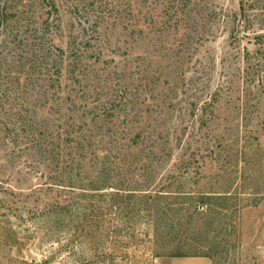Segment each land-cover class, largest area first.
Listing matches in <instances>:
<instances>
[{"label": "rangeland", "instance_id": "374dc122", "mask_svg": "<svg viewBox=\"0 0 264 264\" xmlns=\"http://www.w3.org/2000/svg\"><path fill=\"white\" fill-rule=\"evenodd\" d=\"M55 2L37 21L87 58L36 112L23 82L0 80V264H264V17L239 21V0ZM31 123L61 155L25 144ZM98 168L131 205L89 190ZM147 195L181 220L163 241ZM205 195L227 198L186 218Z\"/></svg>", "mask_w": 264, "mask_h": 264}, {"label": "trees", "instance_id": "16d2710c", "mask_svg": "<svg viewBox=\"0 0 264 264\" xmlns=\"http://www.w3.org/2000/svg\"><path fill=\"white\" fill-rule=\"evenodd\" d=\"M262 1L264 2V0H239V21L252 24L258 16L264 17V9H262L264 5L260 7ZM44 5L48 8L52 7L55 12H58L55 0H48V3H45V0H0V36L2 37L0 42V46L2 47L0 48V80L6 77V80L15 78L18 83L23 82V85H25L24 92L35 96L37 99V102L34 104H31L29 100L26 101L28 106H36L35 112L38 107H42L48 102L50 104L54 94H59L65 68L74 77L80 74L81 68L85 65L83 62L87 58L88 52L86 41L82 38L73 37L69 39L67 48H63L55 43L56 33L53 31L49 20L37 21L38 7H43ZM255 39L259 43L262 41V37L258 34ZM247 54L248 52L246 56ZM66 66H69V68ZM18 116V120L24 123L27 116L23 110L19 109ZM31 124L36 125L34 123ZM39 127V125H36L33 128V132H31V136L33 137L32 142L25 144L34 148L38 147L40 151L51 154V152L56 151V148L53 147L56 144L52 136L53 134L47 132L48 129H46L43 133V138L40 139L41 136L37 133ZM21 143H23V140L17 141L14 144L18 146ZM57 149L56 153L61 155V150ZM82 150H84L82 154H84L85 158V153H88V145H83ZM103 173H105V168H100V171L99 168L96 170V177H93L94 179L90 181L92 187L89 190L101 191L99 194L104 195V192H107L106 190L113 189V192L117 193L115 195L118 196L117 208L120 211L131 205L126 200L129 197L136 196V193L125 194L121 190L114 191V189L120 188L116 187L111 181H105ZM156 195L157 197L161 196L159 193ZM147 196L146 205L150 209L148 224L157 242L168 236L172 230H177L178 223L181 220L178 216L177 218L166 217L169 211L175 210L174 207H161L153 195ZM213 198L225 199L227 196L205 195L204 197H198L196 200L197 206L183 209L187 213L186 218H194V215L201 212L198 210L200 208L199 205H208L207 199ZM55 208L58 215L63 214L65 209H67L66 205L60 203ZM126 229H128L127 225L121 221L115 232L120 236L128 237L129 233ZM184 233L177 235L179 241H181L180 236L186 234ZM186 235L185 237H187ZM171 242L172 238L165 240L162 248H165L166 244L169 245ZM176 255L187 256L190 254L182 250L176 253Z\"/></svg>", "mask_w": 264, "mask_h": 264}]
</instances>
